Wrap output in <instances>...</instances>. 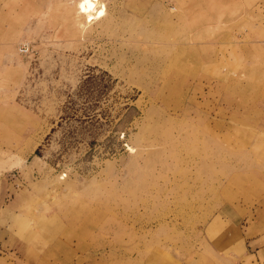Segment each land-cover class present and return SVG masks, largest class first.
I'll return each mask as SVG.
<instances>
[{
    "label": "rangeland",
    "instance_id": "rangeland-1",
    "mask_svg": "<svg viewBox=\"0 0 264 264\" xmlns=\"http://www.w3.org/2000/svg\"><path fill=\"white\" fill-rule=\"evenodd\" d=\"M197 1L106 0L87 27L72 0L3 19L0 264H233L264 248L234 235L264 237L260 71L244 35L194 33ZM243 2L228 0L245 16L232 30L261 25V0Z\"/></svg>",
    "mask_w": 264,
    "mask_h": 264
},
{
    "label": "crops",
    "instance_id": "crops-1",
    "mask_svg": "<svg viewBox=\"0 0 264 264\" xmlns=\"http://www.w3.org/2000/svg\"><path fill=\"white\" fill-rule=\"evenodd\" d=\"M13 1L15 2V4L13 7H11L10 3L12 2V0H0V65H4L6 62L5 55L7 54L9 43V32H5L6 29H9V24L6 21V24L4 26V22H2V20L4 18L9 19L10 12L13 13L15 11H17L19 16L25 17L27 2L30 3L28 7L33 6L34 10H37L39 14L42 11V0H21V4L19 5H16V3L20 0ZM243 1L244 4L253 2L252 4H248V6H252L254 3H256V0ZM200 3V8L193 11L190 16L197 20V23H200L199 30H194V33H202L204 30L206 32L221 27L226 28L224 30L226 34H229L233 31L232 33L236 32L244 35L245 41H240L235 44H237L243 51V59L246 61L245 64L257 66L258 71H260L259 74L261 76V90L258 91L256 97L261 98V122L262 125H264V0H261V13L257 11L255 12V17H257L256 15L261 16V25L252 26L251 23L253 22L248 19L249 21L247 20L246 23H244L241 27L237 26L239 27V29L237 30H232V28L234 27V18L241 19L245 18V16L242 14L233 16L232 3H230V6H228V0H200ZM246 11H248L246 12V17H250L251 15L248 14H250L251 12L249 13V10ZM213 22H216V24H214ZM202 24L206 26L202 27ZM24 27L25 25L22 26V29H24ZM210 63L214 64L216 63V60L210 61ZM234 75L237 76L238 74L235 72ZM233 78L234 77L232 76V80H234ZM263 224L264 223L261 221L262 226H264ZM235 231L236 232L234 233V235L238 240H242V237H244V239L252 238L254 239L253 241H263L262 238H264L261 234V229L260 231L257 230V227L254 225H249L245 232L239 231L237 233V229ZM235 257L236 260L233 264H264V248L260 246V248L255 250L254 253L244 252L242 255H238Z\"/></svg>",
    "mask_w": 264,
    "mask_h": 264
},
{
    "label": "bare ground",
    "instance_id": "bare-ground-1",
    "mask_svg": "<svg viewBox=\"0 0 264 264\" xmlns=\"http://www.w3.org/2000/svg\"><path fill=\"white\" fill-rule=\"evenodd\" d=\"M21 1V0H20ZM44 0H42L43 2ZM74 3V11L78 16H83L84 22H81L83 27H87L94 19H101L106 15L107 6L106 0H72ZM19 3V2H18ZM66 3V2H65ZM108 3V2H107ZM68 4V3H67ZM71 5V4H70ZM13 7V6H12ZM72 10V8H71ZM42 12V11H41ZM40 12V13H41ZM38 13V12H37ZM45 15V14H44ZM43 15V16H44ZM42 16V15H40ZM82 19V18H81ZM3 22V20H2ZM43 22V21H42ZM5 26V25H4ZM73 26V25H72ZM85 30V29H84ZM1 31V30H0ZM176 39V38H175ZM24 41H22L23 43ZM175 43V41H174ZM27 44V42H26ZM31 45V44H30ZM18 46V45H17ZM178 46V45H177ZM32 53V52H31ZM29 56V55H28ZM20 59V58H19ZM152 91V90H151ZM124 220V219H123Z\"/></svg>",
    "mask_w": 264,
    "mask_h": 264
},
{
    "label": "built area",
    "instance_id": "built-area-1",
    "mask_svg": "<svg viewBox=\"0 0 264 264\" xmlns=\"http://www.w3.org/2000/svg\"><path fill=\"white\" fill-rule=\"evenodd\" d=\"M20 50H21L22 53H25L26 54L27 52H29V44L23 43L21 45Z\"/></svg>",
    "mask_w": 264,
    "mask_h": 264
}]
</instances>
